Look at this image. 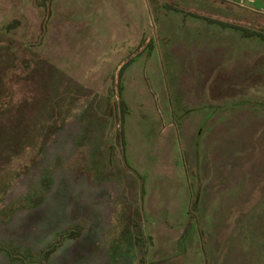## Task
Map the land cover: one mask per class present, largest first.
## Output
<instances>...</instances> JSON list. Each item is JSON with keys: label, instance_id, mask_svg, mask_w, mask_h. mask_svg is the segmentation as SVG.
<instances>
[{"label": "rangeland", "instance_id": "rangeland-1", "mask_svg": "<svg viewBox=\"0 0 264 264\" xmlns=\"http://www.w3.org/2000/svg\"><path fill=\"white\" fill-rule=\"evenodd\" d=\"M244 29L264 0H0V264H264Z\"/></svg>", "mask_w": 264, "mask_h": 264}, {"label": "trees", "instance_id": "trees-1", "mask_svg": "<svg viewBox=\"0 0 264 264\" xmlns=\"http://www.w3.org/2000/svg\"><path fill=\"white\" fill-rule=\"evenodd\" d=\"M245 31V32H244ZM244 33H243V36H245V37H248V38H253V37H256V36H260L261 38H262V41H264V34H262V33H260V32H256V31H250V30H248V29H244ZM124 69V66L121 68V70H120V72L118 73V77H120V75H121V72H122V70ZM117 89H118V91H117V93L119 94H117L118 96H119V98H120V92H121V85H117V87H116ZM118 109H119V117H120V120H122L123 119V117H124V115H125V104H124V102L120 99L119 100V103H118ZM121 132V131H120ZM122 135V134H121ZM121 139H122V136L120 137ZM40 203V201L39 200H37V199H34V200H32V206L33 205H37V204H39ZM23 207V206H22Z\"/></svg>", "mask_w": 264, "mask_h": 264}]
</instances>
